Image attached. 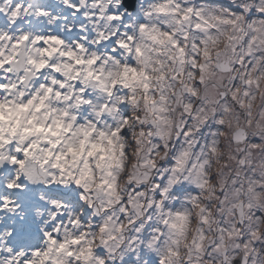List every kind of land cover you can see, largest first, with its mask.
<instances>
[{
	"label": "clouds",
	"instance_id": "9594fccd",
	"mask_svg": "<svg viewBox=\"0 0 264 264\" xmlns=\"http://www.w3.org/2000/svg\"><path fill=\"white\" fill-rule=\"evenodd\" d=\"M53 4L0 0V176L41 202L38 244L18 252L29 264H149L142 251L223 264L227 248L231 264H264V236L219 231L250 196L264 215V0ZM189 103L205 110L193 137L179 135ZM8 199L19 211L0 222L23 219Z\"/></svg>",
	"mask_w": 264,
	"mask_h": 264
},
{
	"label": "snow or ice",
	"instance_id": "6c2138e0",
	"mask_svg": "<svg viewBox=\"0 0 264 264\" xmlns=\"http://www.w3.org/2000/svg\"><path fill=\"white\" fill-rule=\"evenodd\" d=\"M203 81H201L202 83ZM190 95H198V93L193 89L190 90ZM212 102V101H210ZM185 110H186V115L188 117L187 120L184 121V127L183 129L179 132L180 136H186V137H193L195 136L198 132L202 134L203 128L202 127H197L195 130L193 129L192 121L197 120L198 117L196 113L201 112L203 113L205 110L203 108H197L191 103L184 105ZM190 110V111H189ZM225 110L227 108L225 107ZM214 115H215V110H213ZM217 125L221 128H223V121L222 120H217ZM200 124H203L204 126H207V116H203L202 119H200ZM250 147L256 148L259 147V145H250ZM240 163L243 164L245 163L244 160H240ZM201 167H204L201 165ZM3 188L0 189V214H6V213H15L19 211L16 207V202H13L8 199L9 195L11 196H17L20 199V194L23 189V182L22 180L20 181H14L13 179L9 178L7 179V182L2 181ZM249 193H254L255 189L253 186H249L248 188ZM236 197H239L241 192L240 190H235L233 193ZM228 197L225 196V199ZM256 199L259 200L260 197L257 195ZM245 207H247L248 211L245 212ZM253 207L252 203V197L250 196L247 203L245 201H240L239 204V219L235 221H225L224 224H227L228 226L225 227L223 224L219 227V231L221 233L227 232L229 235L232 233H237V229H239V232H246V234L250 236H264V232H261L258 228L254 226L253 222L256 223H264V215H259V219L257 220V216L253 215L251 212V209ZM206 211V209H205ZM205 222H207V218L205 217ZM248 225V228L246 229L244 225ZM7 229H11V233L7 231ZM16 233V227H15V222L11 225H6L3 230H0V241L4 239V237H7L8 242L13 240L14 236ZM239 233H237L238 235ZM241 243L243 241L241 240ZM13 247L8 248L2 243H0V256H5L6 259L0 261V264H29V261H27L24 258L23 253L18 252V247L11 243ZM247 244H244V247L247 248ZM235 247L239 248L240 244H236ZM217 250L220 251L219 245H217ZM223 255V264H231V259H230V254L227 248H225L222 252Z\"/></svg>",
	"mask_w": 264,
	"mask_h": 264
},
{
	"label": "rangeland",
	"instance_id": "374dc122",
	"mask_svg": "<svg viewBox=\"0 0 264 264\" xmlns=\"http://www.w3.org/2000/svg\"><path fill=\"white\" fill-rule=\"evenodd\" d=\"M47 5L49 7H54L53 0H47ZM1 15H4V14L0 13V16ZM69 35H71V34H69ZM55 187L56 188L51 190V192L53 194L59 193L65 197L70 198L71 201H73L74 203H77V204L79 203L78 196L74 192L69 191V190L60 189L57 186H55ZM28 191H29L28 193L27 192H25V193H27L29 196H31L30 198L27 199L25 196H20V200L23 201L22 205H24V203H26V205H27L26 207L28 209H26V212L29 211L30 209H32V206L38 205L41 203L36 198L37 189L29 188ZM88 212H90V209L85 208V214H87ZM10 223H11L10 218L8 216L5 217L4 221L0 222V230H3V228ZM28 231H30L32 234H30ZM41 235L42 234L39 233L37 222L34 219L33 223H29L27 226L16 227L15 236H14L13 240L10 241V243L15 244L18 248L20 246L31 247L34 244H38V241H39V238L41 237ZM145 236H147V230H145ZM145 257H147L149 264H156V258L154 256V254H151L147 251H142L141 252V259H143ZM126 258H127L128 262L132 261L131 255L127 256ZM128 262L126 261L125 264H128ZM133 264H135V262H133Z\"/></svg>",
	"mask_w": 264,
	"mask_h": 264
},
{
	"label": "flooded vegetation",
	"instance_id": "af4514ba",
	"mask_svg": "<svg viewBox=\"0 0 264 264\" xmlns=\"http://www.w3.org/2000/svg\"><path fill=\"white\" fill-rule=\"evenodd\" d=\"M215 1V0H214ZM186 190H191L190 188H187V187H185V186H179V187H177L176 189H175V191L177 192V193H182V192H184V191H186Z\"/></svg>",
	"mask_w": 264,
	"mask_h": 264
},
{
	"label": "water",
	"instance_id": "95a60500",
	"mask_svg": "<svg viewBox=\"0 0 264 264\" xmlns=\"http://www.w3.org/2000/svg\"><path fill=\"white\" fill-rule=\"evenodd\" d=\"M125 5L128 8H133V0H125Z\"/></svg>",
	"mask_w": 264,
	"mask_h": 264
}]
</instances>
